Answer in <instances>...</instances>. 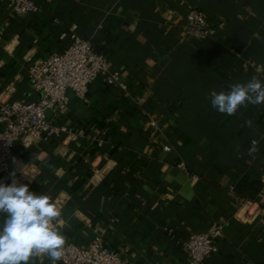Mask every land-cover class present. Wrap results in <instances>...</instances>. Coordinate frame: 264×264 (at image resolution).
<instances>
[{
  "label": "crops",
  "instance_id": "obj_1",
  "mask_svg": "<svg viewBox=\"0 0 264 264\" xmlns=\"http://www.w3.org/2000/svg\"><path fill=\"white\" fill-rule=\"evenodd\" d=\"M39 2L40 13L12 17L0 0V23H11L0 41V101L39 100L27 70L62 54V34L72 26L82 38L103 37L111 70L129 82L121 95L97 80L86 99L71 96L64 113H47L67 132L14 144L18 181L50 196L61 211L52 226L65 244L100 235L127 264H186L181 240L218 223L225 225L218 252L202 264H264V104L235 115L211 105L213 92L264 75V0ZM192 7L215 27L214 37L185 36ZM241 180L262 183L255 199L236 194ZM33 264L51 262L41 255Z\"/></svg>",
  "mask_w": 264,
  "mask_h": 264
},
{
  "label": "built area",
  "instance_id": "obj_2",
  "mask_svg": "<svg viewBox=\"0 0 264 264\" xmlns=\"http://www.w3.org/2000/svg\"><path fill=\"white\" fill-rule=\"evenodd\" d=\"M11 16L19 17L41 12L39 0H6ZM11 23H0V41H2ZM185 36L196 42L214 37L215 27L197 8L188 9L183 26ZM66 42L62 54L52 53L40 59L27 70L28 83L35 93L40 95L35 102L0 101V176L9 178L13 170L10 159L14 144L25 136L39 140H55L67 130L56 124L48 112L58 116L70 106L71 96L86 99L88 88L102 79L110 89H118L120 94H129V82L121 79V74L111 70L109 58L98 53L90 40L78 36L72 26L62 34ZM258 78L264 83V75ZM70 135V134H69ZM74 138V135H70ZM102 145L100 140L96 141ZM168 152V146L163 147ZM183 169V163L177 165ZM224 224H213L204 232H189L181 240L180 246L186 258V264H202L218 252L217 241L222 237ZM64 255L58 264H127L116 251L108 249L100 235H95L84 246L77 243L64 245Z\"/></svg>",
  "mask_w": 264,
  "mask_h": 264
},
{
  "label": "clouds",
  "instance_id": "obj_3",
  "mask_svg": "<svg viewBox=\"0 0 264 264\" xmlns=\"http://www.w3.org/2000/svg\"><path fill=\"white\" fill-rule=\"evenodd\" d=\"M211 105L221 114L235 115L240 107L264 104V83L253 77L247 83L229 85L228 91L211 94ZM246 126L253 127L247 120ZM257 141L252 142L248 155L259 152ZM35 159V154H33ZM13 164H17L13 158ZM21 172L25 175V167ZM11 184L0 183V264H33L41 255L51 264H58L64 255L66 237L52 226L61 211L51 202L50 196L30 191L27 184L17 179V171L9 173Z\"/></svg>",
  "mask_w": 264,
  "mask_h": 264
},
{
  "label": "trees",
  "instance_id": "obj_4",
  "mask_svg": "<svg viewBox=\"0 0 264 264\" xmlns=\"http://www.w3.org/2000/svg\"><path fill=\"white\" fill-rule=\"evenodd\" d=\"M90 40V39H87ZM94 46V49L98 53L105 54L106 41L103 37L99 40H90ZM106 91V89H104ZM116 129V128H115ZM263 185L260 182L249 183L247 181L241 180L234 186V191L236 194L241 196H246L249 200L255 199L258 193L261 191Z\"/></svg>",
  "mask_w": 264,
  "mask_h": 264
},
{
  "label": "water",
  "instance_id": "obj_5",
  "mask_svg": "<svg viewBox=\"0 0 264 264\" xmlns=\"http://www.w3.org/2000/svg\"><path fill=\"white\" fill-rule=\"evenodd\" d=\"M50 30L52 31V34L54 35V36H56V37H58L59 36V31H58V28L56 27V26H52V27H50Z\"/></svg>",
  "mask_w": 264,
  "mask_h": 264
}]
</instances>
